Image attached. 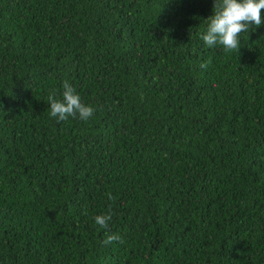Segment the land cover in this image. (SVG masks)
<instances>
[{
	"label": "trees",
	"instance_id": "1",
	"mask_svg": "<svg viewBox=\"0 0 264 264\" xmlns=\"http://www.w3.org/2000/svg\"><path fill=\"white\" fill-rule=\"evenodd\" d=\"M212 6L0 0V264H264V24L209 48Z\"/></svg>",
	"mask_w": 264,
	"mask_h": 264
},
{
	"label": "clouds",
	"instance_id": "2",
	"mask_svg": "<svg viewBox=\"0 0 264 264\" xmlns=\"http://www.w3.org/2000/svg\"><path fill=\"white\" fill-rule=\"evenodd\" d=\"M264 0H213L211 15L204 19L206 30L201 35V40L209 48L217 45L222 46L225 52H237L241 47L240 34L249 33L251 28L260 27L264 24ZM207 63H202L201 68H206ZM61 98L55 93L47 97L49 115L58 121H65L69 117L88 120L94 114L93 107L85 105L76 89L64 81ZM108 198L114 199L110 193ZM112 219L111 210L106 214L94 216L95 223L102 229L107 230L109 221ZM123 243L118 234H107L103 244L113 242Z\"/></svg>",
	"mask_w": 264,
	"mask_h": 264
}]
</instances>
